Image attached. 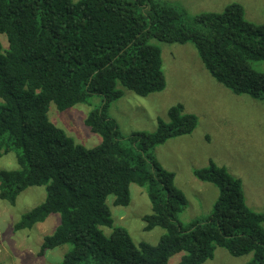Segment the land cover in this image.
Masks as SVG:
<instances>
[{
  "label": "trees",
  "instance_id": "16d2710c",
  "mask_svg": "<svg viewBox=\"0 0 264 264\" xmlns=\"http://www.w3.org/2000/svg\"><path fill=\"white\" fill-rule=\"evenodd\" d=\"M1 35L8 48L0 40V158L14 153L18 167L0 171V200L15 206L28 188L45 187V200L14 227L31 230L58 214L41 254L69 245L57 264H169L178 254L180 264H204L223 248L234 257L253 254L247 264H264V213L248 206L242 180L226 167L211 161L194 171L219 198L210 216L189 226L179 220L187 198L154 150L191 135L197 116L179 103L168 122L159 118L155 132L133 133L125 146L108 113L123 89L140 97L165 90L162 50L152 41L194 44L217 82L264 102V73L253 67L264 61V25L248 21L236 3L189 17L157 0H0ZM95 96L102 104L85 124L102 140L86 148L50 121L49 110L54 104L64 112ZM132 185L146 189L152 206L144 230H165L157 245H137L114 226L107 201L128 207ZM104 227L113 229L109 237Z\"/></svg>",
  "mask_w": 264,
  "mask_h": 264
},
{
  "label": "rangeland",
  "instance_id": "374dc122",
  "mask_svg": "<svg viewBox=\"0 0 264 264\" xmlns=\"http://www.w3.org/2000/svg\"><path fill=\"white\" fill-rule=\"evenodd\" d=\"M175 4L189 17L203 13H221L231 4L245 10L248 21L264 25V0H157ZM0 40L8 48L6 36ZM162 50L167 86L164 91L140 97L123 89L124 97L112 103L109 115L120 129L125 146H130L133 133H153L158 119L169 121L171 107L181 103L186 112L197 116L196 130L187 136L174 138L155 148L157 160L175 174V186L186 196L188 204L179 216L184 226L194 220L204 219L214 211L219 190L214 185L199 181L195 170L209 167L213 161L223 166L243 182L248 206L264 213V102L248 95H235L217 82L205 69L194 44H167L152 41ZM253 67L264 73V61L253 62ZM102 104L95 96L89 104H78L64 112L54 104L49 110L50 121L63 129L75 142L86 148L101 144V137L91 132L85 120L91 110ZM14 153L0 158V171L16 169ZM46 198L45 187H31L24 191L15 206L0 200V264H57L70 249L69 245L41 254L44 237L52 234L60 224V216L52 214L44 223L31 230L15 231V224L26 212L41 204ZM114 197L107 203L115 227L128 230L133 241L157 245L165 233L162 228L145 231L143 217L151 214L152 206L147 191L131 186V203L116 207ZM106 236L113 229L102 228ZM182 254L175 255L169 264H180ZM253 254L234 257L223 248H217L213 260L204 264H247Z\"/></svg>",
  "mask_w": 264,
  "mask_h": 264
}]
</instances>
